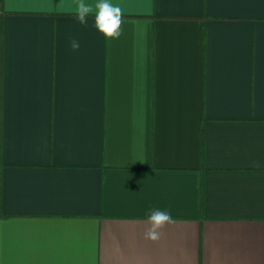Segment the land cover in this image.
<instances>
[{
    "label": "crops",
    "instance_id": "1",
    "mask_svg": "<svg viewBox=\"0 0 264 264\" xmlns=\"http://www.w3.org/2000/svg\"><path fill=\"white\" fill-rule=\"evenodd\" d=\"M110 2L0 0V264H264V0Z\"/></svg>",
    "mask_w": 264,
    "mask_h": 264
},
{
    "label": "clouds",
    "instance_id": "2",
    "mask_svg": "<svg viewBox=\"0 0 264 264\" xmlns=\"http://www.w3.org/2000/svg\"><path fill=\"white\" fill-rule=\"evenodd\" d=\"M81 25H87V16L95 15L94 27L100 32L108 43L119 39L123 35L122 16L123 11L119 5H114L110 0H98L95 4L86 0H74V13ZM70 48L76 52L80 43L76 39L70 41ZM147 224L144 230V239L152 242L160 240L162 229L175 223L171 213L158 208H150L147 213Z\"/></svg>",
    "mask_w": 264,
    "mask_h": 264
}]
</instances>
